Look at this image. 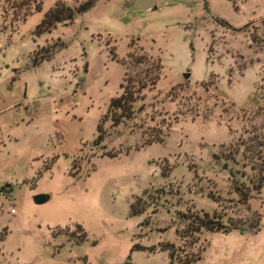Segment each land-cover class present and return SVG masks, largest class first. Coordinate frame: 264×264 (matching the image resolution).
<instances>
[{
	"label": "rangeland",
	"instance_id": "obj_1",
	"mask_svg": "<svg viewBox=\"0 0 264 264\" xmlns=\"http://www.w3.org/2000/svg\"><path fill=\"white\" fill-rule=\"evenodd\" d=\"M84 1L22 21L0 0V264H168L166 243L196 264H264V0H97L35 33L56 2ZM128 54L162 69L113 126ZM194 213L244 230L183 238Z\"/></svg>",
	"mask_w": 264,
	"mask_h": 264
},
{
	"label": "trees",
	"instance_id": "obj_2",
	"mask_svg": "<svg viewBox=\"0 0 264 264\" xmlns=\"http://www.w3.org/2000/svg\"><path fill=\"white\" fill-rule=\"evenodd\" d=\"M44 0H4L3 11H10L14 18H18L24 21L28 16L34 12L41 11L42 3ZM97 0H85L77 6L70 7L64 2H56L54 6L49 9L44 15L40 23L35 28V33L41 35L46 32H50L52 28H55L57 24H68L71 23L76 15L83 14L88 11ZM233 2L234 0H228ZM264 25V19L262 20ZM227 25V24H225ZM229 27V26H228ZM251 42L255 41L254 35L250 36ZM44 53L40 55L39 58H36V62L42 61L44 58H48L50 55L49 50H43ZM117 58L116 55H113V59ZM130 61V66L137 68L138 71L134 73L128 72V66L125 62L122 61L124 67H126L125 76L120 84L121 93L111 99L109 104V112L111 113V120L113 126H117L123 120L130 119V115L133 111V105L140 97V94L151 88L153 89L159 80L161 73V63L159 59H153L146 56L145 54L133 55L128 54L127 57ZM97 138L95 140V145L100 144L103 141V134L101 131L100 123L97 125ZM264 147V145L262 144ZM264 154V151H263ZM110 156H115V154H110ZM264 160V159H263ZM264 180V162L261 164L259 169V180L255 184V191H260L262 188V183ZM235 192L239 195V198L243 203H246L250 198L249 191H243L242 188L235 186ZM140 199L136 198L135 202L130 205V215L137 216L142 214L147 206L142 204L139 206ZM259 217V216H258ZM182 221H187L186 228H184L180 233L181 237H190L195 234L201 233L202 230L209 232H222L228 233L233 230L243 232V228L239 226H226L222 223V219L216 215L210 216L208 213H194L192 215H180ZM259 219V218H258ZM258 224V223H257ZM251 227V226H250ZM76 228L82 233L77 239V242H81L86 239V233L80 225H76ZM132 249L135 250H147L149 252H155L157 248L155 246L145 248L139 244H135ZM160 251H168L169 254V263L168 264H196L200 260V255H197L194 259L187 258L186 256L181 259L177 258V255L174 253V247L172 244H160ZM124 264H134L132 262L126 261Z\"/></svg>",
	"mask_w": 264,
	"mask_h": 264
},
{
	"label": "water",
	"instance_id": "obj_3",
	"mask_svg": "<svg viewBox=\"0 0 264 264\" xmlns=\"http://www.w3.org/2000/svg\"><path fill=\"white\" fill-rule=\"evenodd\" d=\"M188 77H189V73H185L184 78H188ZM33 200L36 204H42L48 200V196L45 194H38L34 196Z\"/></svg>",
	"mask_w": 264,
	"mask_h": 264
},
{
	"label": "built area",
	"instance_id": "obj_4",
	"mask_svg": "<svg viewBox=\"0 0 264 264\" xmlns=\"http://www.w3.org/2000/svg\"><path fill=\"white\" fill-rule=\"evenodd\" d=\"M11 212L13 213V210Z\"/></svg>",
	"mask_w": 264,
	"mask_h": 264
}]
</instances>
